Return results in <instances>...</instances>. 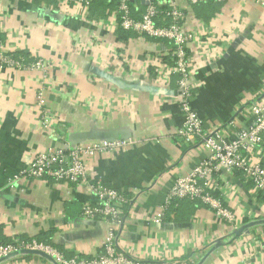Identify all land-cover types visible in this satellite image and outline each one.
I'll return each instance as SVG.
<instances>
[{"label": "crops", "instance_id": "obj_1", "mask_svg": "<svg viewBox=\"0 0 264 264\" xmlns=\"http://www.w3.org/2000/svg\"><path fill=\"white\" fill-rule=\"evenodd\" d=\"M109 5L95 0L85 10L62 8L58 0H0L1 51L44 64L0 69V242L41 238L65 257L100 253L106 223L81 216L94 197L72 184L18 175L38 153L117 139L130 144L89 161L101 185L129 199L114 240L127 261L116 264H264V193L239 174L219 177L215 195L234 211V225L188 200L154 220L174 181L207 152L177 135L179 76L166 74L173 63L158 58L170 44L118 31ZM212 7L204 17L193 11L188 25L205 32L192 62L191 105L204 131L230 140L253 125L250 107L264 104V0ZM40 89L56 138L39 124ZM0 264L53 263L27 254Z\"/></svg>", "mask_w": 264, "mask_h": 264}, {"label": "built area", "instance_id": "obj_2", "mask_svg": "<svg viewBox=\"0 0 264 264\" xmlns=\"http://www.w3.org/2000/svg\"><path fill=\"white\" fill-rule=\"evenodd\" d=\"M94 1L58 0V4L62 8L77 5L89 10ZM104 1L108 5L115 3L112 4L114 9L111 17L117 30L170 44V50L158 58H161L160 62L168 58L173 63L170 69H166V74L170 72L179 76L173 103L179 109L183 122L177 135L186 145H192L198 140V148H203L207 152L206 158L190 173L174 181L160 207L161 213L154 220H162L177 201L189 200L199 202L212 210L216 217L229 225H234L236 218L234 211L215 196L219 189L217 180L223 175L233 177L239 174L244 184L264 193V162L257 156L264 155V104L258 103L250 107L249 114L252 116L253 125L248 129L237 130L230 140L218 130L204 131L202 122L191 105L195 90L191 78L196 72L192 67L193 57L198 55V49L203 46L202 38L205 35V32L197 34L194 27H188L195 19L193 8L208 2L222 3L225 0ZM202 61L206 62L203 58ZM43 66L42 61H29L23 54L4 53L0 48V69L33 70L41 69ZM44 103V93L40 89L37 95V105L40 109L39 124L44 132L56 138L53 129L54 116L45 108ZM128 144L129 141L117 139L98 140L71 148L49 149L29 160L18 175L72 184L94 197L96 199L94 203L89 201L83 203L81 216L86 220L101 219L106 223L107 232L100 253L93 256L74 255L69 258L55 247L35 239H16L13 243H0V259H8L21 251H30L49 256L55 264H116L127 261L124 255L116 251L114 240L116 232L122 227V209L128 204L129 199L121 192L101 185L89 161L98 155L114 153ZM19 256L23 255L18 254L12 258Z\"/></svg>", "mask_w": 264, "mask_h": 264}, {"label": "trees", "instance_id": "obj_3", "mask_svg": "<svg viewBox=\"0 0 264 264\" xmlns=\"http://www.w3.org/2000/svg\"><path fill=\"white\" fill-rule=\"evenodd\" d=\"M104 1V0H103ZM107 4V3H106ZM111 4H115V3H111ZM213 4H216V3H213V2H208V3H205V4H201V5H197V6H194V8H193V11H195V14H196V16H199V17H204V15L205 14H208V13H212L213 12V10L215 9V7H212V5ZM109 6H111V5H108L107 4V7H109ZM118 31H122V30H118ZM123 32H125V31H123ZM127 33H130V32H127ZM130 34H132V33H130ZM127 35V34H126ZM135 34L133 33V36H134ZM136 36V35H135ZM126 37H128V36H125V34H122V32L120 33V39L121 40H127V38ZM165 60V59H164ZM167 61H169V62H171L170 60H168V58H167ZM173 65V64H172ZM49 180H51V179H49ZM187 201V200H186ZM189 201V200H188ZM180 201H177L176 202V204H178ZM176 204H174V205H172V207H174V206H176ZM171 207V208H172ZM170 208V209H171ZM20 240H27L26 238H22V239H20ZM36 241H38V242H42V243H44V244H48V245H51L49 242H47L46 240H43V239H41V238H36L35 239ZM0 243H4V244H7V243H13V241H11V242H0ZM51 246H53V245H51ZM54 247V246H53ZM27 257V256H26Z\"/></svg>", "mask_w": 264, "mask_h": 264}, {"label": "water", "instance_id": "obj_4", "mask_svg": "<svg viewBox=\"0 0 264 264\" xmlns=\"http://www.w3.org/2000/svg\"><path fill=\"white\" fill-rule=\"evenodd\" d=\"M97 140H106V139H99V138H98ZM18 254H20V255H27V254L36 255V256H38V257H41V258H43V259H46L47 261H49V262L55 264L54 261H53V259L50 258L49 256H47V255H45V254H43V253L30 252V251H21V252H19V253H17V254L11 255L8 259H10V258H12V257H14V256H16V255H18ZM8 259H7V258H5V259H0V262H1V261L8 260Z\"/></svg>", "mask_w": 264, "mask_h": 264}]
</instances>
